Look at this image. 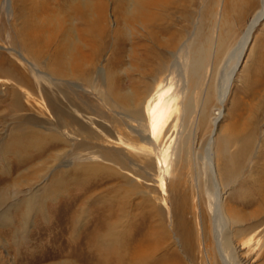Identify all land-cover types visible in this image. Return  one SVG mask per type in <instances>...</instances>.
Returning <instances> with one entry per match:
<instances>
[{
	"label": "rangeland",
	"instance_id": "obj_1",
	"mask_svg": "<svg viewBox=\"0 0 264 264\" xmlns=\"http://www.w3.org/2000/svg\"><path fill=\"white\" fill-rule=\"evenodd\" d=\"M46 1L43 3L45 6L51 4L55 7L59 4V0ZM225 1L226 6L223 4L220 8V20L218 19L217 29L213 32L219 42L224 40L221 42L223 49L221 47L218 68L211 74L215 94L203 97L198 107L199 112L191 122L180 121L164 135L166 138L146 143L134 129H144L147 121L143 118L144 126H139L133 120V114L132 117L125 116L116 108V104L112 106L125 93L135 95L136 102H141L146 96L143 82L146 80L143 76L145 67L139 62V58H131L130 50L134 45L133 36L147 32L141 19H132L128 4L121 3L120 0H98L104 11L93 12L83 22L71 10L68 13L62 12L61 6L51 13L57 19L53 18L51 27L60 22L59 27L63 31L73 29L69 33L84 32L91 25L97 27L91 33H125V51L115 54L113 48L116 41L108 34L105 45H101V52L94 60V68L86 72L91 82L73 79H52L51 82L45 65L49 64V59L46 58L38 66L39 70H35L41 75L40 83L30 70L33 65L29 62V57L25 54L18 57L12 49L15 48L12 44L15 33L11 30L16 21L15 0H0V29L5 25V32L0 33V52L17 63L19 67H15L33 82L30 86H25L32 100L24 98L26 106L19 112L23 119L33 116L43 122L55 121L52 101L56 106L63 105L73 112L80 107L81 112L89 117L83 120L89 122L91 127L103 132V128L90 122L93 121L90 118L103 121L109 127V132L105 130L102 133L104 140L89 139L87 146H93L92 150L102 155L110 151L113 158L104 160L102 164L107 168L98 170V175L94 173L84 182L79 181L81 175L77 179L73 174L70 175L75 179H72L68 192L44 202L47 213H35L25 229L18 222L21 221L22 210L13 207L11 216L15 221L12 224H0V264H57L66 259L60 256L64 248H81L77 245L71 247L64 240L66 235H70L66 228L71 226V214L79 215L80 210L75 212L72 209L74 203L80 202L87 206L92 219L83 229L91 231L96 228V222H102L100 219H93L100 211L95 207V201L98 197L109 196L115 189L119 200L128 201L125 209L128 232L122 231L121 234H128V244H131L134 251L146 253L144 251L149 250L156 261L167 258L168 261H178L179 264H205L198 252L197 237L198 230L201 229L204 251L207 250L210 264H225L222 253H225L230 264H264V17L254 28L242 55L239 48L244 31L262 9L264 0ZM180 2L183 10L174 12V15L170 12L164 28L169 29V33L178 32L187 36V44L194 39L199 42L201 34L210 33L212 22L210 15L206 13L212 7L210 5L213 0ZM39 11L43 19L46 13L41 9ZM85 11L86 14L92 13L90 10ZM170 24L171 27H168ZM160 32L168 33L167 30L153 31ZM48 35L49 33H42L40 39L47 41ZM23 39L26 40L25 37ZM139 49L138 52L143 51L142 48ZM18 51L22 52L20 49ZM168 51L169 61L173 64L171 70L174 72V84L169 95H173L185 83L181 74L190 51L185 47L183 50L170 47ZM110 80L114 81L118 90L116 96L113 94L112 104L106 97ZM13 82L15 79L1 75V91L5 92L13 86ZM57 84L61 85V89ZM222 91L225 95L221 104L219 93ZM3 114L7 116V113ZM11 122V119L3 121L0 118L2 135L8 132ZM254 129L256 132L251 146H248L237 161L228 162L233 155L241 152L242 144L236 140L238 135L250 134ZM144 131L152 135L150 129L145 128ZM75 138L77 139L73 140V144L81 142V137ZM69 149L72 150L71 147ZM71 153L69 159L74 160L75 151ZM47 154L49 151L44 156ZM9 156L13 161L10 166H16L12 174L18 176L21 173L24 178L34 176L32 172L39 170L42 164L39 160L44 158L22 163V157H15L14 160L12 153ZM164 157L167 162H164ZM58 163L47 164L50 171L42 173L43 181L53 178ZM74 165L75 161L69 162L66 168L72 170ZM228 165H231L232 171L227 175ZM237 169L240 171L236 173ZM88 197L92 198L93 203L85 202ZM101 210L104 212L105 208ZM257 221L260 222L259 225L251 228L250 224ZM190 233L195 240L194 261L189 259L184 249ZM82 240V243H86L89 239L85 235ZM85 251L83 256H78L80 264H99L95 257L87 255Z\"/></svg>",
	"mask_w": 264,
	"mask_h": 264
},
{
	"label": "bare ground",
	"instance_id": "obj_2",
	"mask_svg": "<svg viewBox=\"0 0 264 264\" xmlns=\"http://www.w3.org/2000/svg\"><path fill=\"white\" fill-rule=\"evenodd\" d=\"M60 1L61 0H59L57 6L53 7L50 4L52 2L48 3L50 6H45L43 3L47 2L46 0H15L14 18L16 21L11 29L12 33H15L12 43L15 48L12 49L16 51L18 57H23V54L29 57L31 60H29V62L33 65L30 70L32 73H35L40 83L41 75L37 74L35 70H39L38 66H41L42 60L46 58L49 59V64L45 63V65L49 70L48 75L51 77V82L52 79L61 81L73 79L79 82L80 80L91 82L86 72L88 69L92 70L94 68V60L101 52V45H105V38L108 34L109 36H113L116 41L113 50L114 52L116 51L115 54L121 53L125 51V33H91L97 30L95 25L89 26L84 32L81 31V33H69L72 32L73 29L70 28L67 31H63L64 29H60L61 26L59 27L60 22H58L56 26L54 25V27H51L54 23L53 18L55 19L51 13L60 9L59 6H61L62 12L67 11L68 13V11L71 10V12L76 14L78 19L81 17V22H83L84 19L87 20L90 18L89 15L93 14V12L97 11L99 13L104 11L98 0ZM180 1L181 0H120L121 3L128 4V11H131L133 20L141 19L143 21L144 29H146L147 32L139 34L138 36H133L135 39L133 41L134 45L131 44L133 46L130 50L131 58H139V62L145 67L143 76L146 80L143 82L145 84L144 91L146 92V96L141 102H136L135 95L133 96L129 93H125L122 98H118V101L116 100L117 102L113 103L111 101L114 100L113 94L116 96L118 90L114 81L110 80L109 85H107L109 88L106 97L111 101L110 104L113 103L112 106L116 104V108H119L122 111L121 113L125 116L132 117L133 114V120L138 123L139 126H144L142 121L143 118L147 121V125L144 127L150 129L152 133L151 136L144 131L145 128L134 129L146 143H153L154 140H159L161 137L163 139V137L167 135L166 133L169 129L173 126H177L180 121L191 122L199 112L198 107L203 97L205 95L209 96L216 91L214 90V82L211 83V74L218 68L217 64L222 52L221 42L224 40L219 42L215 39V33L213 32L219 22V12H222L220 8L223 7L225 0H213V4L210 5L212 7H210L208 13H206L211 17L212 24L210 26V33L201 34L200 36L202 38L199 42H196L194 39L190 44H187L189 41L187 36L177 31V33H169L170 30L164 28L170 12L174 15V12L183 10V5H181ZM224 6L226 5L224 4ZM40 9L48 16L45 15L42 19V14H40L39 11ZM85 10H90L92 13L86 14L87 11ZM263 17L264 2L262 4V9L250 21L244 31V36L239 44L240 55H242L246 49L254 28L260 23ZM169 26L171 27V24L168 25V27ZM155 30H167L168 33H153ZM2 32H5V25L0 29V33ZM42 33H49L46 39L47 41L41 40L42 38L40 39V34ZM23 37H25L26 40H24ZM170 47L176 48V50H183L185 47L190 51V55L187 54V61L184 64L181 74L183 78L182 81L185 83L184 85L180 84L182 87L173 95H169L172 85L174 84V72L171 70L173 64L169 61L170 56L168 53ZM139 48H142L143 51L141 50L142 52H138L140 50ZM18 49L22 52L18 51ZM2 54L0 52V76L4 75L6 77H11L15 79V82H13V86L7 88L5 92L1 91L0 85V118L3 121L5 119L7 120V118L12 120L8 132L4 135L0 133V224L7 225L8 222L12 224L15 221L11 216L14 207L20 211L22 210L21 221L18 222L21 228L25 229L29 226L35 213L42 212L44 215L47 213L44 202L49 199H55L65 194V192H68L72 179H75L71 178L70 175L73 174L72 176H76V179L78 175H81L82 178H80L79 181L84 182L89 176L94 173L97 174L98 170L107 168L102 162H104V160L108 161L113 159L110 151L106 155H102L101 153L98 154L97 151L92 150L93 146H87V142H89V139L97 140L102 138L104 140V131L106 130L109 132V127L105 125L103 121L99 122L90 118L93 120L90 122L103 128V132H99L91 127L89 122L83 120L89 117L81 112L82 108L78 107L76 111L73 112L71 109H66L63 105L56 106V103L53 101L52 107H55L53 113L56 118L53 120L55 121L48 120L49 122H43L33 118V116L23 119L24 117H22L19 112L26 106L27 102H25L24 98L26 97L28 100H32L31 94L25 86H30L32 81L31 79H27L21 70L17 68L19 67L17 63L7 59ZM58 86L61 89V85L57 84V87ZM222 93L224 92L222 91ZM222 93H219V102L221 104L223 103V97L225 95V93ZM67 98L69 99V96H67ZM69 101L72 100L69 99ZM3 113H7V116ZM255 132L256 129L252 130L250 134L238 135V138L236 137V140L240 141L242 144V149L240 153L233 155L230 161L228 159V162L232 160L237 161L240 155L247 150L248 146H251ZM75 137H81V142L73 144V140L77 139ZM185 141L189 142L188 140ZM70 147L72 150L69 149ZM168 148L169 146L165 151H167ZM47 151H49V154L44 156ZM72 151H75L74 160L69 159ZM9 153L14 155V160L17 157H22V163L25 161H33L35 158L38 159L39 157L44 158L39 160L42 163L39 170L32 172L34 176L24 178L21 177V173H17L18 176L12 174V170H15L16 166H10L13 161ZM72 161H75L73 169L66 168L69 162ZM167 161L168 160L164 157V162ZM49 162H59V166L56 172H54L53 178H51V180L48 179V181L45 180V182L43 181L42 173L44 174L50 171L47 165ZM230 166L231 165H228L227 167V175L232 171ZM239 171L240 170L237 169L236 173ZM109 178L111 177H106V179ZM116 191L117 189H115L114 192L111 191L110 195L107 197H98V200L95 201V207L100 211L97 212L93 219L96 221L100 219L102 222H96V228L91 229V231L83 229V226L92 219L88 214L87 206L84 204L83 206L80 202L74 203L75 206L72 209L75 212L80 210L79 215L75 216L71 214L69 221L71 226L66 228V231H68L67 234L70 235H66L64 240L67 245H71V247L77 245L78 247L81 246V248L79 250H76V247L70 250L64 248L60 256L66 259L60 260L57 264H80L78 262L80 257L78 258V256H83L86 250L84 247L88 248L85 251L86 254L95 257L99 264H179L178 261L173 263L174 260L168 261L167 258L156 261L149 250H143L146 253L134 251L131 244H128V234H121L122 231L128 232L129 225L125 223V217H127L125 209L126 206H128V201L126 199L123 201L119 200ZM92 201L91 197L85 199V202L88 204ZM116 205H118V207ZM101 208H105L104 212ZM90 209L91 208H89V210ZM259 223L258 221L251 223L250 227L256 228ZM85 235H87L89 240L86 243H82L84 241L82 237ZM18 239L21 238L18 237ZM187 239V244H185L184 249L189 259L194 261L195 240H193L191 233L188 234ZM74 242L76 243L74 244ZM197 242L198 252L201 255L202 261L205 264H210L207 257V250L206 252L204 251L201 229L198 230ZM15 243H17V240ZM222 254L224 263L230 264L229 260L226 259L225 253Z\"/></svg>",
	"mask_w": 264,
	"mask_h": 264
}]
</instances>
